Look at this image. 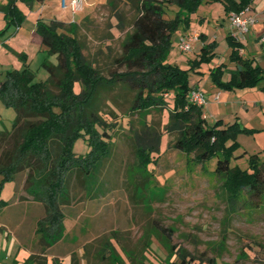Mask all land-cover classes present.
Wrapping results in <instances>:
<instances>
[{
	"label": "trees",
	"instance_id": "obj_1",
	"mask_svg": "<svg viewBox=\"0 0 264 264\" xmlns=\"http://www.w3.org/2000/svg\"><path fill=\"white\" fill-rule=\"evenodd\" d=\"M44 1L1 2L0 11L7 22L3 32L11 26L18 30L25 22L27 15L20 3L31 7ZM202 1L108 0L116 21L115 24L110 22V28L116 27L125 35L120 52L108 57L106 63L86 56V45L79 37L77 22L37 20L35 31L41 45L49 57L56 56V62L46 58L43 66L48 77L37 80L35 72L26 64V54L19 53L23 67L6 71L4 80L0 81V100L16 110L11 129L0 128V209L5 205L1 198L4 184L17 181L19 175L26 172L28 192L46 208V215L37 227L39 241L45 247L63 238L65 213L62 205L69 199L73 174L96 179L103 162L111 156L114 133L118 129V98L130 103L128 138L140 168L149 172V165L160 153L163 134L167 133L172 136L171 146L193 155L197 164L217 158L213 171L224 180L223 189L231 209L245 201L254 204L253 199H264V159L258 152L250 153V169L230 164L240 147L239 133L249 129L241 127L238 121L227 123L222 118L210 123L204 107L190 100L189 93L194 89L190 70L201 72L202 62L216 57L217 41L207 42L202 33L203 45L199 55L189 59L191 67L183 68L167 61L173 47V34L189 27L191 13ZM218 1L230 14L241 13L254 0ZM121 2L130 6L131 17L121 9ZM171 5L178 8L173 16H169ZM106 37H114L111 30ZM227 40L236 69L230 79L224 81L226 69L221 63L211 69L212 81L219 88L229 90L258 85L264 80V68L241 54L243 43L232 32L228 33ZM169 103L172 107L163 127L147 119L153 110L163 111ZM80 139L86 148L84 152L75 149ZM158 226L171 237L169 228ZM151 242L150 237L147 246ZM108 245L105 250L112 257L116 249L112 241ZM165 247L170 251L166 264H192L197 259L216 264V257L197 258L175 244ZM141 253L140 256L126 254L133 264H145ZM102 255L103 259L108 258ZM113 258L112 261L117 262ZM118 261L122 263L121 259ZM23 264H48V260L43 251L32 253ZM53 264L59 262L54 260Z\"/></svg>",
	"mask_w": 264,
	"mask_h": 264
},
{
	"label": "rangeland",
	"instance_id": "obj_2",
	"mask_svg": "<svg viewBox=\"0 0 264 264\" xmlns=\"http://www.w3.org/2000/svg\"><path fill=\"white\" fill-rule=\"evenodd\" d=\"M46 2H36L40 19L77 22L79 37L86 45L84 52L90 60L106 63L108 57L120 52L125 33L116 27L110 28V22L115 24L116 21L108 0H85L77 12L60 5L63 10H58L57 14L46 10L49 3ZM22 4L26 13L31 12L29 5ZM59 4L61 0L57 6ZM120 5L126 16L133 15L128 4L121 2ZM177 9L171 5L169 16H173ZM3 15L0 11V81L5 78L6 71L23 67L24 61L19 55L23 52L30 53L26 64L35 72L36 79H46L48 72L43 62L49 58L55 63L56 56L49 57L43 45L15 41L14 26L3 32L7 27ZM190 17L189 27L173 34V47L167 61L183 68L191 67L189 59L199 55L203 44L200 35L204 33L207 42L216 40V58L202 62L201 72L190 70L191 85L199 82L206 91L212 82L211 69L222 63L220 57L226 62L224 81H228L236 69L227 40V27L232 31L230 17L218 0H203ZM35 21L28 17L21 34H30L35 29ZM110 30L114 35L112 38L106 37ZM186 35L192 37L191 51H182L178 47L181 36ZM263 84L264 80L261 81ZM210 92L206 94L207 103L204 105L210 123L222 118L227 123L238 121L241 127L249 129L239 133L240 147L230 164L250 169V153L258 152L264 159V112L263 105L252 106L248 111L244 105L264 101V91L220 88L218 102L214 97L219 93L213 96ZM219 102H224L221 107ZM117 104L118 129L114 133L111 156L103 162L96 179L73 174L69 199L62 205L65 231L56 244L45 247L39 241L38 222L46 215V208L28 192L25 185L27 173H21L17 181L4 184L1 198L5 205L0 209V264L15 261L23 264L31 252L43 251L48 264H53L54 260L59 264H133L126 253L140 256L144 247L141 258L145 264H166L170 251L165 246L171 244L183 247L197 258L216 257V264H264V199H253L254 204L245 201L231 209L223 189L224 180L213 171L217 158L197 164L193 155L171 146L172 136L167 133L163 134L160 153L149 165V172L140 168L132 141L128 138L127 109L130 103L118 98ZM171 107L169 103L163 111L153 110L147 119L163 127ZM15 117V108L0 100V128L11 129ZM75 149L86 151L82 139L76 142ZM158 225L169 228L171 237ZM150 237L152 242L147 246ZM109 241L119 255L116 252L112 257L107 255L105 249ZM103 253L108 257L106 260L102 258ZM113 257L117 262L112 261ZM192 264L210 262L197 259Z\"/></svg>",
	"mask_w": 264,
	"mask_h": 264
},
{
	"label": "crops",
	"instance_id": "obj_3",
	"mask_svg": "<svg viewBox=\"0 0 264 264\" xmlns=\"http://www.w3.org/2000/svg\"><path fill=\"white\" fill-rule=\"evenodd\" d=\"M46 1L47 0H45V2ZM59 1L60 0H48L47 2H49V3L46 6V10L49 9V12L51 14H57L58 10L62 9L60 6L61 4H59L57 6V2H59ZM2 2H4V1H2ZM19 5L23 9V11L25 12L24 5L22 3H20ZM250 8H251L250 11L252 13L258 14V21L251 27L250 31L247 32L245 34V36L241 38V42L243 43V48L241 49L240 52L244 57L254 59L255 63L261 65L264 68V39H263V37H264V0H254L253 3L251 4ZM30 9H31V12H29V13L25 12L27 15L26 19L28 17H33V21L36 20L35 22H37V20L40 18V16H39L40 12L38 11V9H39L38 5H36V3H35L30 7ZM35 26H36V23H35ZM35 26H33V28H35ZM22 28H23V26H21L18 30H16L14 32V34H16V36L13 37V39H15V41L16 40L17 41L22 40V41L28 42V43H36L37 45L41 46V39H40L39 35L36 33L35 29H33V31H31L30 34H29V32H24L21 34V32H23ZM227 30H228V32H230L229 27H227ZM2 44H4V43H2ZM230 50H231V47H230ZM215 51H216V55H217L218 54L217 48ZM23 53H25V52H23ZM25 54L27 56V61H28L30 53H25ZM219 60L223 64H226V62L223 61L224 57L223 58L220 57ZM1 81H2V79H1ZM210 83H211V86L209 84V88L206 91H205L203 85H201L199 82H197L196 84H193V87L200 88L203 92H205V94H207L208 92L211 91L210 93H213V96H214L216 93L217 94L219 93L218 91L220 88L213 81ZM263 86H264V84L261 85V82H260L258 85L254 86V87L243 88L242 90L247 91V92H249L251 90L252 91H258V90L264 91V89L262 88ZM216 97H217V95H216ZM216 97H214V101L218 102L220 99V93H219V98L217 99ZM219 103H220L219 105L221 107L224 102H219ZM253 104H252V102L251 103L247 102L244 105V109L246 111H248L249 108L252 106L261 107V105H263L261 109L264 112V108H263L264 107V101L263 100L254 101ZM31 254H32V252L30 253V255ZM13 264H19V263H18V261H15Z\"/></svg>",
	"mask_w": 264,
	"mask_h": 264
},
{
	"label": "built area",
	"instance_id": "obj_4",
	"mask_svg": "<svg viewBox=\"0 0 264 264\" xmlns=\"http://www.w3.org/2000/svg\"><path fill=\"white\" fill-rule=\"evenodd\" d=\"M85 0H61V5L63 9H69L73 12H77L84 5ZM250 7L246 8L241 13L231 12L230 25L232 28V34L238 39L241 40L247 32L250 31L251 27L258 21V14L252 13ZM264 39V37H263ZM178 47L182 51H191L192 50V37L182 36L179 40ZM190 100L196 103L199 106L205 105L207 103V97L205 92L199 88H194L189 93ZM219 98V95L216 97Z\"/></svg>",
	"mask_w": 264,
	"mask_h": 264
}]
</instances>
